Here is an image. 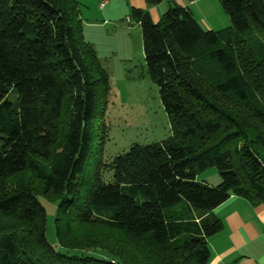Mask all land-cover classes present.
<instances>
[{
  "label": "trees",
  "instance_id": "obj_1",
  "mask_svg": "<svg viewBox=\"0 0 264 264\" xmlns=\"http://www.w3.org/2000/svg\"><path fill=\"white\" fill-rule=\"evenodd\" d=\"M221 2L223 31L176 4L158 23L132 10L172 135L131 146L105 177L110 77L78 1L0 0V264H209L223 230L213 212L232 197L264 205V45L249 46L264 41V0ZM211 168L216 187L199 179ZM41 196L57 203L62 247L76 226L100 223L141 257L56 252Z\"/></svg>",
  "mask_w": 264,
  "mask_h": 264
},
{
  "label": "rangeland",
  "instance_id": "obj_2",
  "mask_svg": "<svg viewBox=\"0 0 264 264\" xmlns=\"http://www.w3.org/2000/svg\"><path fill=\"white\" fill-rule=\"evenodd\" d=\"M84 23V36L110 77L111 91L105 118L99 119L98 139L104 138L103 174L113 158L126 153L131 146L151 145L169 139L172 135L168 115L162 105L160 90L151 80L146 64L141 27L127 11L124 0H77ZM189 3V0H184ZM191 11L198 23L210 31H223L232 26L221 0H193ZM256 53L264 41L254 36L249 39ZM14 100V97H10ZM100 129V130H101ZM99 143V142H98ZM112 175V173H111ZM200 180L212 186L221 182L216 168L199 175ZM40 187L38 181H34ZM47 211V239L56 252L68 257L97 256L122 250L139 259L141 253L131 248L123 233L100 223L80 224L62 247L57 235V203L40 197ZM51 200V201H50ZM102 249V250H101ZM103 251V252H101ZM109 251V252H108Z\"/></svg>",
  "mask_w": 264,
  "mask_h": 264
},
{
  "label": "crops",
  "instance_id": "obj_3",
  "mask_svg": "<svg viewBox=\"0 0 264 264\" xmlns=\"http://www.w3.org/2000/svg\"><path fill=\"white\" fill-rule=\"evenodd\" d=\"M124 1L127 11L145 10L155 23L172 4L191 10L193 3V0L189 3L161 0L160 4L150 5L147 0ZM213 214L222 221L223 230L208 240L211 250L209 264H264V205L255 206L246 199L232 197Z\"/></svg>",
  "mask_w": 264,
  "mask_h": 264
},
{
  "label": "built area",
  "instance_id": "obj_4",
  "mask_svg": "<svg viewBox=\"0 0 264 264\" xmlns=\"http://www.w3.org/2000/svg\"><path fill=\"white\" fill-rule=\"evenodd\" d=\"M109 3V0H104L101 4V8L106 7V5Z\"/></svg>",
  "mask_w": 264,
  "mask_h": 264
}]
</instances>
